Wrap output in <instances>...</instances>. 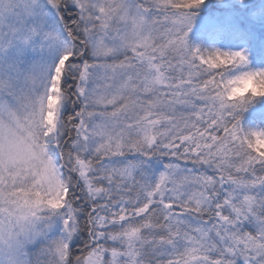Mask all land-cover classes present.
<instances>
[{"label": "snow or ice", "instance_id": "6c2138e0", "mask_svg": "<svg viewBox=\"0 0 264 264\" xmlns=\"http://www.w3.org/2000/svg\"><path fill=\"white\" fill-rule=\"evenodd\" d=\"M0 264H264V0H0Z\"/></svg>", "mask_w": 264, "mask_h": 264}]
</instances>
